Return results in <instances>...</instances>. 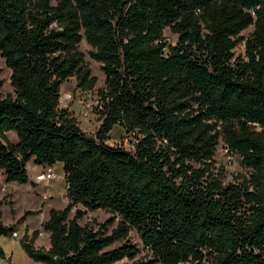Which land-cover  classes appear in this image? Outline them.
Listing matches in <instances>:
<instances>
[{
	"label": "trees",
	"instance_id": "1",
	"mask_svg": "<svg viewBox=\"0 0 264 264\" xmlns=\"http://www.w3.org/2000/svg\"><path fill=\"white\" fill-rule=\"evenodd\" d=\"M82 41L104 75L94 134L59 106L65 81L95 86ZM0 57L13 90L0 94V175L25 185L29 162L60 163L65 182L66 206L40 225L49 247L34 246L39 230L19 240L31 261L133 260L134 230L147 256L132 264H264V0H0ZM114 126L131 150L107 144ZM220 142L246 172L234 183L215 167ZM97 210L110 218L80 224Z\"/></svg>",
	"mask_w": 264,
	"mask_h": 264
},
{
	"label": "rangeland",
	"instance_id": "2",
	"mask_svg": "<svg viewBox=\"0 0 264 264\" xmlns=\"http://www.w3.org/2000/svg\"><path fill=\"white\" fill-rule=\"evenodd\" d=\"M251 32L252 28L250 27L244 30L241 36L247 39ZM164 37L167 43L172 45L175 44L177 39L176 35L172 34L169 30H165ZM79 50L84 55V61L90 69L91 76L96 79L95 86L92 91L85 92L77 87L75 79L72 78L65 81L60 87L59 106L68 109L83 132L94 134L100 125L95 109L98 105L97 92L104 88V75L100 69V64L90 59L88 53L91 49L84 41L79 44ZM234 54L236 56H242L243 45L238 46L234 50ZM9 78L10 71L6 68L4 60L0 57V83L2 85L0 94L3 97L13 94ZM7 138L10 142H15L14 135L8 134ZM107 144L111 146H122L126 150H131L133 146V137L119 126H114L109 133ZM214 161L215 167L221 171L224 184L234 183L239 180L238 177L240 175L246 173L240 166L239 158L229 155L221 142L217 147ZM46 170L41 166L35 165L32 161L29 162L27 165L29 182L25 185H19L14 182L5 183L3 176L0 175V201L2 202L1 221L4 224L15 222L14 225H18L16 221L21 218L25 212H34L33 215H28L25 218L28 227L27 230L29 229L28 231H30V234L35 230L41 231V236L38 238L37 244L38 246L44 247L48 244V237H46V233L42 232L40 224L44 220L46 221L48 211L51 208L63 209L66 206L62 165L57 163L52 167L54 177L49 181L36 182V176ZM30 182H33L34 186H32ZM109 218L110 214L102 210L86 212L80 224L84 225L85 223L91 222L95 223L93 224L94 226H97V224H101ZM121 243H115L114 247L121 245ZM126 243L135 245L139 249L138 255L133 260L125 258L115 264H132L133 261L145 259L147 252L143 248L137 232L134 230L130 231Z\"/></svg>",
	"mask_w": 264,
	"mask_h": 264
},
{
	"label": "crops",
	"instance_id": "3",
	"mask_svg": "<svg viewBox=\"0 0 264 264\" xmlns=\"http://www.w3.org/2000/svg\"><path fill=\"white\" fill-rule=\"evenodd\" d=\"M47 218H48V216H47ZM47 218H46V220H47ZM14 224H15V222L10 223V224H4V225H14ZM16 228H17L16 232L18 234L17 238L0 236V249L2 250V252L4 254V258H0V264H41V263H35V262L31 261L26 256V254L24 253V251L22 250V248L20 246L19 240L22 237L25 228H28L26 221L23 222L22 224L16 225ZM28 234H30V231H28ZM40 236H41V233H40L39 237ZM47 236L48 235L46 234V237ZM38 238L36 239L34 246L37 248L47 249L49 247V243L45 247L44 246H38V244H37ZM47 240H48V238H47Z\"/></svg>",
	"mask_w": 264,
	"mask_h": 264
},
{
	"label": "built area",
	"instance_id": "4",
	"mask_svg": "<svg viewBox=\"0 0 264 264\" xmlns=\"http://www.w3.org/2000/svg\"><path fill=\"white\" fill-rule=\"evenodd\" d=\"M54 177V173L52 171V169H47L45 172L40 173L39 175L36 176V182H42V181H49L50 179H52ZM12 237L17 238L18 234L17 232L12 234Z\"/></svg>",
	"mask_w": 264,
	"mask_h": 264
},
{
	"label": "water",
	"instance_id": "5",
	"mask_svg": "<svg viewBox=\"0 0 264 264\" xmlns=\"http://www.w3.org/2000/svg\"><path fill=\"white\" fill-rule=\"evenodd\" d=\"M30 184H31L32 186H34V183H33V182H30Z\"/></svg>",
	"mask_w": 264,
	"mask_h": 264
}]
</instances>
